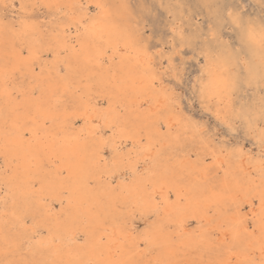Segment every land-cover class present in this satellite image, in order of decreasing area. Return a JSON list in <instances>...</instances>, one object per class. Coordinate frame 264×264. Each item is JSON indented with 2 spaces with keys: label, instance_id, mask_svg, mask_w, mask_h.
Masks as SVG:
<instances>
[{
  "label": "snow or ice",
  "instance_id": "1",
  "mask_svg": "<svg viewBox=\"0 0 264 264\" xmlns=\"http://www.w3.org/2000/svg\"><path fill=\"white\" fill-rule=\"evenodd\" d=\"M197 2L0 0V264H264V19Z\"/></svg>",
  "mask_w": 264,
  "mask_h": 264
},
{
  "label": "rangeland",
  "instance_id": "2",
  "mask_svg": "<svg viewBox=\"0 0 264 264\" xmlns=\"http://www.w3.org/2000/svg\"><path fill=\"white\" fill-rule=\"evenodd\" d=\"M107 2L119 3L123 2V0H107ZM128 2L136 4L138 2H141V0H128ZM148 2L151 3L152 8L155 9L158 7V4L162 2V0H148ZM188 3L190 5V10L193 13L203 11L200 7V3H198L197 0H188ZM231 7L233 11H241V9H243L242 15H244L245 18H251L257 23H259L261 19H264V0H231ZM162 16L163 14H161V17ZM191 84L193 95L200 102L199 110L204 116V119L201 121V123L204 125V127L212 130L213 134L216 135L222 143H235L242 140L243 126L234 125V131H227L222 126V123L217 122L218 114L220 113L223 105H221L215 98L204 96V94H202L204 84L199 83L195 78L191 80ZM187 86L188 82L185 81V87ZM258 94L259 90L245 88L233 94L230 103H247L253 95Z\"/></svg>",
  "mask_w": 264,
  "mask_h": 264
},
{
  "label": "bare ground",
  "instance_id": "3",
  "mask_svg": "<svg viewBox=\"0 0 264 264\" xmlns=\"http://www.w3.org/2000/svg\"><path fill=\"white\" fill-rule=\"evenodd\" d=\"M207 83V82H206ZM205 83V84H206ZM205 87V85L203 86V88ZM233 95V94H232ZM204 96H208V97H210V98H215V99H217L218 100V98H216V97H212V96H210V95H207V94H204ZM161 103H163V102H161Z\"/></svg>",
  "mask_w": 264,
  "mask_h": 264
}]
</instances>
